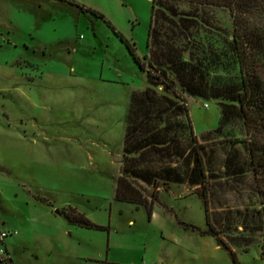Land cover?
Listing matches in <instances>:
<instances>
[{
	"label": "rangeland",
	"instance_id": "rangeland-1",
	"mask_svg": "<svg viewBox=\"0 0 264 264\" xmlns=\"http://www.w3.org/2000/svg\"><path fill=\"white\" fill-rule=\"evenodd\" d=\"M74 1L148 53L151 0ZM195 17L179 46L193 65L185 79L205 96L173 73L165 88L147 55L160 75L152 84L106 21L67 0H0V231L9 232L0 247L15 264H264V173L241 118L215 131L229 100L209 95L240 86L231 17L221 7ZM147 88V102L168 108L140 112L144 148L125 160L144 204L115 190L130 96ZM157 127L159 144L144 145ZM132 166L144 168L139 177ZM68 207L108 229L70 224Z\"/></svg>",
	"mask_w": 264,
	"mask_h": 264
},
{
	"label": "trees",
	"instance_id": "trees-1",
	"mask_svg": "<svg viewBox=\"0 0 264 264\" xmlns=\"http://www.w3.org/2000/svg\"><path fill=\"white\" fill-rule=\"evenodd\" d=\"M75 4L82 11H89L106 21L116 33L120 40L123 41L129 50V53L137 63L139 68L147 71L152 84H158L151 78H160L154 72H159L163 77L160 78L165 88L174 90L173 79L165 81V75L171 78L173 73L180 83L182 89L187 90L191 94L205 96L202 92L197 91L193 86L194 83L185 79L184 73H188L193 67L189 57H185L180 49L182 41L190 40L191 24L197 25V16L199 10L205 7H221L227 9L232 24L231 39L228 46L232 52L234 59L238 64L240 73V86L222 85L216 87L209 94L212 97H222L228 99L229 102L220 103V118L215 131L221 132L225 123L233 115H237L242 119L243 129L249 143L252 160L254 162L255 172L264 173V0H151L149 26L146 34L145 45L148 53L140 56L136 52L134 42L128 40L119 30H117L105 18L101 12L80 4L74 0H67ZM181 4L188 7L187 10L181 9ZM196 18V17H195ZM191 23V24H190ZM170 26H167V25ZM147 55L151 58L148 62H154V72H151L145 63ZM170 70L167 74L166 70ZM151 89L147 88L142 93H132L130 101L124 117V137H123V164L121 176L115 190V198L118 200L137 202L146 204L142 195L133 187L129 176L125 174L129 166H126L125 160L132 150L144 148L143 142L138 140L139 132H144V128H140L138 121L144 110L149 111L155 109L160 115L165 111L167 106L162 107L154 102H147L145 97H149ZM166 110V109H165ZM154 118V117H153ZM150 122V119H146ZM155 122V118L151 123ZM147 130H150L147 128ZM153 139H145L144 145L150 142L151 146L159 144V140L154 138L156 134L161 132L158 127L151 130ZM157 136V135H156ZM142 145V146H141ZM141 146V147H140ZM130 160V159H129ZM135 163L136 159L130 160ZM199 162V161H198ZM136 165V164H134ZM130 174L139 177L137 167H131ZM174 167L172 170H175ZM187 170V169H186ZM194 170V169H193ZM199 173L203 171L199 169ZM175 180H179L180 173H177ZM263 194V191L260 190ZM150 216L151 209L147 208ZM64 215L70 224L94 229H108V226L98 225L92 222L83 213L76 211L72 207H68L64 211ZM231 252L232 259L236 258ZM237 264V263H236Z\"/></svg>",
	"mask_w": 264,
	"mask_h": 264
},
{
	"label": "built area",
	"instance_id": "built-area-1",
	"mask_svg": "<svg viewBox=\"0 0 264 264\" xmlns=\"http://www.w3.org/2000/svg\"><path fill=\"white\" fill-rule=\"evenodd\" d=\"M8 234V231H0V242L2 244L4 243V239L6 236H8ZM0 264H15L5 245L0 247Z\"/></svg>",
	"mask_w": 264,
	"mask_h": 264
},
{
	"label": "crops",
	"instance_id": "crops-1",
	"mask_svg": "<svg viewBox=\"0 0 264 264\" xmlns=\"http://www.w3.org/2000/svg\"><path fill=\"white\" fill-rule=\"evenodd\" d=\"M108 259L107 257L105 258V260Z\"/></svg>",
	"mask_w": 264,
	"mask_h": 264
}]
</instances>
